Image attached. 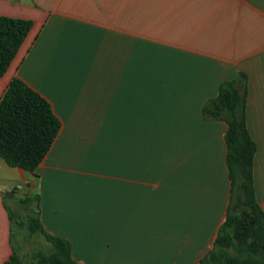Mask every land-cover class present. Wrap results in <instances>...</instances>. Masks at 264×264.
Wrapping results in <instances>:
<instances>
[{
    "label": "crops",
    "instance_id": "1",
    "mask_svg": "<svg viewBox=\"0 0 264 264\" xmlns=\"http://www.w3.org/2000/svg\"><path fill=\"white\" fill-rule=\"evenodd\" d=\"M0 14L32 21L0 97L18 76L61 120L33 171L0 156V264L39 235L34 212L78 264L197 263L231 189L227 124L201 106L237 71L264 210V0H0Z\"/></svg>",
    "mask_w": 264,
    "mask_h": 264
},
{
    "label": "trees",
    "instance_id": "2",
    "mask_svg": "<svg viewBox=\"0 0 264 264\" xmlns=\"http://www.w3.org/2000/svg\"><path fill=\"white\" fill-rule=\"evenodd\" d=\"M32 26L29 18L0 14V74L9 66ZM246 73L237 71L208 97L201 113L223 119L226 167L231 183L225 218L213 245L195 264H264V210L254 185L256 142L246 124ZM61 120L51 103L22 78L13 76L0 97V156L12 166L33 171L51 147ZM38 198V196H37ZM29 233H39L50 246L23 258L14 246L5 264H78L68 238L48 232L38 212L28 219Z\"/></svg>",
    "mask_w": 264,
    "mask_h": 264
},
{
    "label": "rangeland",
    "instance_id": "3",
    "mask_svg": "<svg viewBox=\"0 0 264 264\" xmlns=\"http://www.w3.org/2000/svg\"><path fill=\"white\" fill-rule=\"evenodd\" d=\"M15 220L19 219V216L17 214H15ZM14 230L17 232V223H14ZM23 232V231H22ZM47 244L48 242L46 241V239L44 238V236L42 234H39L37 236L34 237H28L23 239V243H22V248L21 251L25 252L23 254V258L26 257V255L34 249H37L38 247H43V248H47Z\"/></svg>",
    "mask_w": 264,
    "mask_h": 264
}]
</instances>
